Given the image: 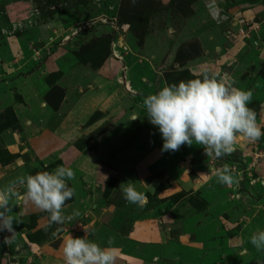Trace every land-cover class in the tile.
Returning <instances> with one entry per match:
<instances>
[{
	"label": "rangeland",
	"instance_id": "374dc122",
	"mask_svg": "<svg viewBox=\"0 0 264 264\" xmlns=\"http://www.w3.org/2000/svg\"><path fill=\"white\" fill-rule=\"evenodd\" d=\"M222 1L225 7L219 10L220 15L224 14L226 22L222 23L221 32L229 43L235 44L233 48L237 52L233 49L226 54L221 52L227 41L220 37L217 26L214 27L217 32L213 39L204 34L212 26V19L202 9L200 0H0V67L2 70L5 61L9 64L10 70L5 71L9 78L35 71L34 76L39 85L50 84L51 96L48 99L45 95L46 99L58 107L64 97V89L68 87L66 82L80 86L82 83L77 82L83 81L86 84L90 80H97L99 76L113 80L116 85L114 90L117 91L114 93L116 103L109 106L101 104L86 120V125L99 120L98 125L89 130L82 128V134L74 141V146L84 151L90 150L93 148V139L110 125L113 116L107 112H119L123 116L125 114L120 112L129 113L133 106L129 101L136 95V91L139 97L145 98L156 93L159 86L200 79L205 74L217 79L227 78L232 86L238 79L245 78L243 76L248 72L250 61L247 63L239 46L245 41L256 45L258 33L264 27V0ZM236 12L240 16L238 22L234 19ZM148 36L153 37L154 48L147 55L139 56ZM158 50L168 59V65L157 73H147L154 63L148 57L157 54ZM260 66L263 73L264 63ZM142 77H149L156 82L149 94L146 88H136L142 85ZM55 81L65 88L58 84L53 86ZM236 88L240 89L239 86ZM7 89L0 84V130L13 131L17 130V124L12 117ZM14 99L18 100L17 94H14ZM248 107L256 114L261 109V105L254 100ZM257 117V124L260 125L261 120ZM120 134L128 133L118 129L111 138ZM8 136L11 139L7 141L12 143L14 138L10 134ZM20 140L21 153L11 154L2 147L0 139V162L11 161L15 155L22 162L43 165L44 162L27 148L26 140L21 137ZM259 143L260 139L250 145H256V148L242 147L244 155L239 151L241 155L222 157V163L213 166L214 174L209 172L212 175L208 177L210 181L204 193L200 192L199 187L195 190L180 188L167 197L172 203L186 199L193 210L184 217L175 214V211L170 215L168 224L177 241L172 249L176 254L172 256L189 253L191 249L185 245L196 240L203 254L198 263L257 264L258 260L264 261V253L257 252L249 243L251 235L264 230V164L261 165L260 161L264 157L253 153L258 152ZM109 147H133L132 150L139 157L140 154H146L144 158L155 162L157 157L163 159L161 147L157 151V147L113 143ZM182 151L183 147H180L176 152L182 154ZM156 166L153 165L152 170ZM225 166L233 179L231 185H222L215 178V171ZM161 169L156 168L158 171L154 172V178L161 175ZM173 170L178 173L181 171L179 167ZM44 171L45 168L35 171L32 167L27 172L29 176ZM181 180V176H178L179 183ZM160 184L155 187L153 195L160 188L166 187L168 182L165 180ZM110 191L105 189V202L118 207L114 209L115 214L118 213L117 217L124 220L127 216H133L129 208H120L121 202L125 201L122 190L115 195H108ZM165 199L154 200L159 203ZM149 204L152 205V202ZM10 215L14 216L13 213ZM18 215L14 216L19 221L13 225L15 239L7 245L4 239L11 234L0 232V264H27L24 250L20 246L22 239H39L41 242L49 232L51 235L56 224L50 222L49 214L43 211L31 212L26 216L21 213V222ZM41 216L46 217V225L40 220L36 221ZM36 223L41 227L35 231L33 228ZM19 230L20 234L17 235Z\"/></svg>",
	"mask_w": 264,
	"mask_h": 264
},
{
	"label": "crops",
	"instance_id": "0c3cea01",
	"mask_svg": "<svg viewBox=\"0 0 264 264\" xmlns=\"http://www.w3.org/2000/svg\"><path fill=\"white\" fill-rule=\"evenodd\" d=\"M221 1L217 0V8L210 11L205 7V0H200L202 9L212 19V26L204 34L211 36V39H213L217 32L214 27L217 26L220 37L227 41V44H222L225 49H221V52L226 54L225 52L232 49L237 52L233 48L235 44L229 43L225 34L221 32L223 30L222 23L226 21L223 19L224 21L217 23L213 18V15L225 18L224 14L220 15V11L225 7L223 1ZM234 12L232 11V13ZM239 18L240 16L236 12L234 19L238 22ZM263 31L264 27L258 33L256 45L250 41H245L239 46L241 54L247 59V63L250 61V67L246 73L247 76L246 74L243 76L244 79H238L233 83L234 87L239 86L241 90L251 91V101L254 100L258 102V105H261V109L257 110L256 116L258 115L259 120H261L259 126H263L262 131H264V72H261L263 68L260 69V64L264 63ZM153 44V37L148 36L139 56L150 53L154 48ZM163 56L162 51L158 50L157 54L148 57L154 63L147 73H157L167 67L168 59ZM0 60H2V57ZM4 63L2 70L0 67V74L2 75L0 77L3 78L0 79V84H3L5 89L10 86L7 89V95L14 113L17 130H0L2 147L6 148L11 154L21 153V146H19L22 145L21 137L26 140L27 148L31 149L38 156L37 158H40L44 163L43 165L40 163L38 166L36 162H22L18 156L11 161L0 162V188L7 187L17 178L27 177V171L32 167L35 171L40 170L42 167L51 172L58 166H66L70 167L75 174L73 180L67 181L68 186L74 189L75 194L62 207V215L65 219L62 223H56L53 226L52 236L49 232V235H45L46 238L41 242L39 239H22L20 246L24 250L23 256L27 259V264H64L62 248L68 235L73 238L86 236L87 239L94 241L101 248H113L116 256L115 264H154V257H159L156 264H202L197 262L200 261L203 254L200 252V245L196 240H194L195 242L193 240L189 241L188 245H185L186 248L191 249L189 253L172 256L176 254L172 249L176 246L177 241H175L171 225L168 224L170 215L172 211H175V214L184 217L191 213L192 207L186 199L172 203L167 197L173 191L180 190V188L195 190L199 187L200 192L204 193L205 187L210 181L208 180L211 174L209 172L211 171L214 174L213 166H219L222 163L221 159L214 162L211 157L205 156L202 147L195 144L181 146L183 147L182 154L176 151L162 152L163 159L157 157V162L144 158L146 154L141 156L139 153V157L132 150L133 147H109L112 143L135 147H157L155 151L158 147H161L160 135L147 121L143 108L144 97H139L137 95L138 91L129 101L133 105L129 113L120 112L125 114L123 116L119 115V112H107L109 116H113L110 125L104 128L103 132L95 137L96 139H93V148L84 151L74 146V141L82 134V128L89 130L98 125L99 120H95L90 125H86V120L96 109H99L101 104L104 103L109 106L111 103H116L114 95V93H117L114 90L116 87L115 82L99 76L97 80H90L86 84L83 81L77 82V84L82 83L80 86H73V84L66 82L68 87L65 88V86L55 81L52 85L58 84L65 88V93L61 105L59 103V107H54L46 99V97L49 99L51 96L50 84L39 85L34 76L35 71L9 78V74L5 72L10 70L9 64L6 61ZM141 83L142 85H138L136 88H146L147 94H149L152 91L151 89L155 88L156 82L151 81L149 77L147 79L142 77ZM158 88L163 87L159 86ZM14 94H17L18 100L14 99ZM107 114H105V117L109 118ZM133 116H139V118L131 119ZM84 124L87 127H84ZM118 129H123L128 134H120L111 138ZM8 134L14 138L12 143L7 141L11 139ZM68 135L71 137H68ZM252 144L244 140H238L235 145L237 149L231 156L241 155L239 151L243 150L242 147H249ZM259 144L258 152L253 153L264 157V136L260 138ZM250 147L256 148L257 146ZM242 153L244 155L243 151ZM260 161L261 165L264 164V158H260ZM155 164H157L156 168H162L161 175L158 178H154V172L158 170L156 168L152 170ZM178 167L181 170L180 173L174 172L173 169ZM191 172L192 177L190 176ZM12 173L14 174L10 175ZM178 176L182 178L180 183ZM165 180L168 185L160 188L155 193L156 195H153L155 187L161 182H165ZM128 183L133 184L137 191L145 192L148 197L147 203L139 207L128 204L126 201L121 202L120 208H129L131 213L135 215L127 216L123 220L117 217L118 213L115 214L114 212V209L118 207L115 204L105 202L107 198L105 189L113 191H110L108 195H115ZM15 190L23 193L25 186L16 184ZM154 199L165 200L156 203L157 201ZM149 202H152V205ZM130 205L132 208H130ZM35 211L41 210L29 202H21L18 207L12 209L14 216L19 213L20 222L19 216L21 213L26 216V214ZM75 211L80 212L79 217H74L73 213ZM45 218L41 216L36 221L40 220L46 225ZM40 227L36 223L33 230L36 231ZM18 234H20V230L17 232ZM13 237H15V234L12 235L11 241L15 239ZM167 254L168 256H166ZM199 254L200 257L197 258Z\"/></svg>",
	"mask_w": 264,
	"mask_h": 264
},
{
	"label": "clouds",
	"instance_id": "9594fccd",
	"mask_svg": "<svg viewBox=\"0 0 264 264\" xmlns=\"http://www.w3.org/2000/svg\"><path fill=\"white\" fill-rule=\"evenodd\" d=\"M210 11L217 8V0H205ZM217 23L224 17L213 15ZM252 92L233 87L227 79H217L204 75L200 79L179 81L167 85L143 99V108L147 121L158 131L162 140L161 152H175L181 146L202 147L205 156L213 160L231 155L238 140L250 143L264 136L257 124L256 113L248 107ZM133 116L131 119H137ZM75 178L70 167L58 166L53 171L40 172L23 178H17L7 187L0 188V232H8L4 243L11 242L14 223L19 221L13 216V207L21 202H29L37 209L49 214L50 222L62 223V207L74 196V189L67 181ZM216 181L222 185L233 183L229 169L225 166L215 171ZM25 186L20 193L15 185ZM123 198L128 204L143 206L147 197L128 183L122 189ZM74 217L80 212L75 211ZM111 243V242H110ZM249 243L259 253H264V230H258L249 239ZM64 264H115V250L101 248L86 236L73 238L71 235L63 242ZM159 260L154 257L153 262ZM257 264H264L259 261Z\"/></svg>",
	"mask_w": 264,
	"mask_h": 264
},
{
	"label": "trees",
	"instance_id": "16d2710c",
	"mask_svg": "<svg viewBox=\"0 0 264 264\" xmlns=\"http://www.w3.org/2000/svg\"><path fill=\"white\" fill-rule=\"evenodd\" d=\"M52 106H56V105H52ZM11 111H12V109H11ZM12 117H13V119H14V121H15V117H14V113H13V111H12ZM13 157H15V155L13 156Z\"/></svg>",
	"mask_w": 264,
	"mask_h": 264
},
{
	"label": "built area",
	"instance_id": "2783aa9c",
	"mask_svg": "<svg viewBox=\"0 0 264 264\" xmlns=\"http://www.w3.org/2000/svg\"><path fill=\"white\" fill-rule=\"evenodd\" d=\"M234 169H237V167H234Z\"/></svg>",
	"mask_w": 264,
	"mask_h": 264
}]
</instances>
